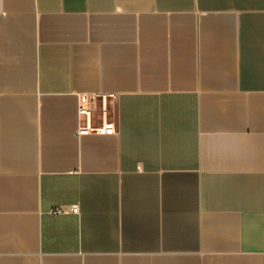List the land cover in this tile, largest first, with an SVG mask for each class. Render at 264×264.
<instances>
[{"label": "crops", "instance_id": "0c3cea01", "mask_svg": "<svg viewBox=\"0 0 264 264\" xmlns=\"http://www.w3.org/2000/svg\"><path fill=\"white\" fill-rule=\"evenodd\" d=\"M0 264H264V0H0Z\"/></svg>", "mask_w": 264, "mask_h": 264}, {"label": "built area", "instance_id": "2783aa9c", "mask_svg": "<svg viewBox=\"0 0 264 264\" xmlns=\"http://www.w3.org/2000/svg\"><path fill=\"white\" fill-rule=\"evenodd\" d=\"M113 98H115L114 94L106 93L83 94L80 96L78 136L116 134L117 126L111 115V100ZM79 212L77 205L59 206L51 210L52 215L79 214Z\"/></svg>", "mask_w": 264, "mask_h": 264}]
</instances>
